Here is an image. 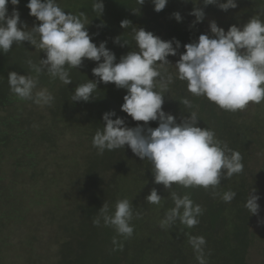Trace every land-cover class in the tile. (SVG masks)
I'll return each instance as SVG.
<instances>
[{"label":"trees","instance_id":"obj_1","mask_svg":"<svg viewBox=\"0 0 264 264\" xmlns=\"http://www.w3.org/2000/svg\"><path fill=\"white\" fill-rule=\"evenodd\" d=\"M59 1L62 2L59 6L74 4L78 10L73 13L75 15L86 14V22H89L86 28L92 42L99 46L106 41V47L115 54V63L130 51H138L133 39L135 28L150 31L164 41H179L177 55L167 57L171 62L165 66L167 71L161 69L162 75L173 76V83L164 95L163 110L172 114L177 123L195 111L199 118L196 126L214 131L222 145L239 152L244 168L240 174L223 178L214 189L210 187L206 190L199 186L184 188L180 185L164 189L162 184L154 183L151 162L141 160L127 145L98 155L92 141L95 133L103 129L104 113L114 111L116 115L111 118H123L127 127L139 124L154 129L158 127V121H149L144 125L143 121H134L121 111L127 90L117 88L113 83L99 82V78L92 73L98 62L88 59H84L79 68L69 69L70 84L50 78L45 71L38 77L33 99L18 98L10 90L9 72L36 76L27 61L39 64L45 53L27 41L13 44L10 52L0 53V264H8L4 251L14 246L10 241L11 232H3L7 231L8 224L16 223V214L19 216L27 210L19 207L21 199L15 190L20 188V184L16 181L18 171L13 168L27 167L33 176H44L47 182H57L56 175L47 173V166H40L41 162L47 161V155L42 157L40 153L42 148H47L42 146L44 142L56 147L61 130L68 128L71 130L65 134L83 136L90 146L83 148L80 155L82 169L74 162L71 167L68 166L69 171H60L64 181L70 178L66 180L68 185L65 187L71 192H78L80 197L75 198L69 208L58 210L53 230L57 244L53 264H200L198 256L201 253L194 250L190 243L196 237H203L206 241L202 246L205 264H252L248 254L251 246L259 240L254 229L256 221L261 219L264 228V159L259 168L251 166L259 152L264 155V101L251 103L249 109L248 105L236 112L221 109L206 97L191 94L187 82L177 78L175 63L185 51L184 45L198 40L199 31L208 19H213L225 32L232 25L242 27L258 14L264 20V0H236L237 7L227 11H222L217 5L205 6L203 0H168L159 12L154 11L151 0H145L143 5H139L137 0H102L103 13L100 16L93 11L94 0H56L57 3ZM27 3L28 0H19V4L13 6L9 2L8 15L15 8L20 22L24 13L32 17ZM196 8L202 9L205 14L201 22H196L195 16L190 14ZM177 12L182 18L180 22L173 16ZM125 19L131 22L127 29L120 27ZM116 37H120L119 43H114ZM124 39L129 44L121 47ZM88 80L97 81L95 98L89 102L72 101L75 88ZM45 89L54 97L49 105L36 102V93ZM183 99H188L192 107L187 108L180 103ZM12 101L17 106L7 109L4 114L2 109ZM77 145L83 146L82 142ZM3 165L12 167L11 177L1 169ZM53 172L57 174L58 171ZM153 188L162 196L159 205L146 200ZM249 189L263 193L255 215L245 207ZM227 191L236 193L231 202L222 198ZM172 193L180 198L189 196L194 205L203 209L202 215L197 217V225L189 228L177 220L171 226L162 227L166 214L175 206ZM121 199H128L132 205L133 219L130 224L134 231L129 238L119 235L114 227L106 226L100 217L99 209L103 203L109 205V214H112ZM97 218H100L99 226L93 223ZM261 242L264 257V238Z\"/></svg>","mask_w":264,"mask_h":264},{"label":"clouds","instance_id":"obj_2","mask_svg":"<svg viewBox=\"0 0 264 264\" xmlns=\"http://www.w3.org/2000/svg\"><path fill=\"white\" fill-rule=\"evenodd\" d=\"M9 2L16 6L19 0H0V53L7 54L13 44L24 41L45 53V58L40 59L39 64L27 61L36 76L9 72L10 90L18 98L33 99L42 72L46 71L50 78L59 79L68 85L72 82L69 69L79 68L84 59L92 60L98 62L92 73L99 78V82L113 83L117 88L127 90L121 111L134 121H143L144 125L149 121H158V127L154 129L139 124L127 127L123 118H111L116 115L114 111L104 113L103 129L95 133L92 141L98 155H102L105 150L127 145L141 160L151 162L154 183L162 184L164 189H170L173 185L214 189L223 178L243 171L241 154L229 149L226 144L222 145L214 131L196 126L199 118L195 111L177 123L172 114L163 110L164 95L173 83V76L162 75L161 69L167 71L165 66L171 64L167 57L177 55L179 41H164L150 31L135 28L133 39L138 51H130L115 63V54L106 47V41L99 46L92 42L84 12L79 15L65 12L56 0H28L26 7L30 10L29 15L34 16L40 24L26 31L15 8L8 15ZM144 2L137 0L139 5ZM151 2L154 11L159 12L165 8L168 0ZM203 3L205 6L217 5L222 11L237 7L236 0H203ZM93 11L97 16L103 13L102 0H94ZM190 14L195 16L196 22H201L205 15L199 8ZM173 16L177 22L182 19L178 12L173 13ZM18 23H21V27H18ZM130 24L125 19L121 21L120 27L127 29ZM209 28L211 37L201 34L196 42L184 45L185 51L175 63L177 78L187 82L191 94L204 96L224 110L236 112L244 110L249 103L260 104L264 101V20L258 14L242 27L230 26L227 32L218 27L215 21L209 23ZM119 41L120 37L114 39V43ZM127 44L129 41L124 39L121 47ZM96 91L97 81L88 80L75 88L71 100L89 102L95 98ZM53 99L46 89L36 93L38 103L49 105ZM180 103L187 108L192 107L188 99ZM252 191L245 207L250 214L255 215L260 207L257 203L259 196L253 195ZM235 196L234 191H227L222 198L225 202H231ZM172 197L175 206L166 214L162 227L171 226L177 220L189 228L197 225V217L202 215L203 209L194 205L187 195L180 198L172 193ZM146 200L159 205L162 196L153 188ZM99 211L106 226L114 227L125 238L132 236L134 228L130 222L133 211L128 199L117 201L112 214H109L107 203H103ZM93 223L99 226L100 218ZM113 243H116L115 238ZM190 243L194 250L201 253L198 256L200 264H205L202 256L205 239L192 238Z\"/></svg>","mask_w":264,"mask_h":264},{"label":"rangeland","instance_id":"obj_3","mask_svg":"<svg viewBox=\"0 0 264 264\" xmlns=\"http://www.w3.org/2000/svg\"><path fill=\"white\" fill-rule=\"evenodd\" d=\"M61 3L62 2L58 3V5ZM60 7L65 10V12H70L72 14L78 11L74 4L67 7ZM24 15V19L21 23L26 26V31H31L33 26H38L40 24L34 16L27 17L26 13H24ZM211 21H213V19H208L206 21L199 31V36L201 34L212 36L209 28V23ZM21 23H18V25H21ZM36 38L39 39L38 36ZM26 105L29 106V104ZM14 106H17L15 101L7 103L2 109V112L6 114V110L12 109ZM250 106L251 103H249L248 109ZM70 130L71 128L61 130L56 147H51L45 142L42 144V146L45 145L47 148H42L40 154L42 157L47 155V161L41 162L40 166H47L49 168L47 173L54 176L56 175L55 178L57 182H47L43 179L44 176H33L32 172L27 167L13 168L18 171V178L16 181L20 184V188L15 191L16 195L21 199V202L19 201V207L26 208L27 210H23V213H20L19 216L16 214V223L14 225L8 224L6 227L7 231L3 232H11L10 241L14 244V246H11L12 249L9 247V250L4 251V256L8 264H53L56 260L55 253L57 244L55 243V234L53 230L56 228L58 210L60 208L64 210L69 208L74 199L80 197L78 192H71V190L65 187L68 185L66 180L70 178L64 181L60 171H69L68 166L71 167V164H75L74 162H77V166L82 169L83 160L80 155L83 148H88L90 146V142L85 141L83 136L73 135L72 133L65 134L66 131L69 132ZM79 137L82 138L79 139ZM79 142H82V147L77 145ZM262 155L263 154L259 152L254 157L251 163L253 169H257L261 165L264 159V155ZM63 157L65 158L63 159ZM57 161H60L59 165ZM1 169L8 172V177H11L12 167L3 165ZM55 170L58 171L57 174L53 172ZM61 180H63V183H61ZM251 190L252 189H249V193ZM252 194L258 195L259 197L262 196L263 198L262 192L252 191ZM259 202L260 198L257 203ZM19 221L20 225H18ZM254 229L257 232L259 240L256 244L251 246L248 255L252 264H263V244L261 239L264 238V228L262 227L261 219L256 221ZM65 237L66 236H62L61 238Z\"/></svg>","mask_w":264,"mask_h":264}]
</instances>
